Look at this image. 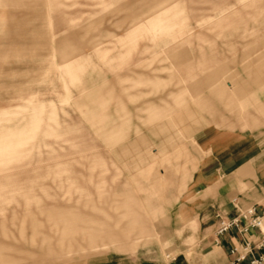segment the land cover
Wrapping results in <instances>:
<instances>
[{"label": "rangeland", "instance_id": "rangeland-1", "mask_svg": "<svg viewBox=\"0 0 264 264\" xmlns=\"http://www.w3.org/2000/svg\"><path fill=\"white\" fill-rule=\"evenodd\" d=\"M24 2L30 5L0 8V264L191 260L195 230L181 229L187 223L175 214L200 153L194 136L210 125L254 129L224 105L230 96L248 98L253 103L245 111L254 114L256 81L264 79V0H171L167 7L181 10L174 30H139L133 44L126 38L130 26L146 24L157 0ZM64 39L80 50L81 70L75 85L65 80L69 98L61 102L66 91L55 66ZM183 90L189 94L174 107ZM33 95L44 111L30 141L29 127L24 135L20 129L29 122ZM206 102L211 113L198 106ZM165 107L180 136L174 128L159 132L165 118L149 122V110ZM101 113L108 126L124 124L112 147L96 126ZM15 139L27 144L10 161ZM161 142L168 156L177 150L183 156L165 172L167 184L149 185L137 170ZM56 170L69 176L57 177ZM160 191L162 199H145Z\"/></svg>", "mask_w": 264, "mask_h": 264}, {"label": "crops", "instance_id": "crops-1", "mask_svg": "<svg viewBox=\"0 0 264 264\" xmlns=\"http://www.w3.org/2000/svg\"><path fill=\"white\" fill-rule=\"evenodd\" d=\"M152 6H149V14L151 18L146 24H132L127 32V39H130L131 44L134 43L133 38L137 31H166L171 32L176 27L175 18L181 14V10H177V5L167 7L171 0H157ZM1 2V1H0ZM26 4L24 0H16L11 2L6 0L0 4V8L7 6H22ZM4 11L0 10V33L3 32V18ZM132 23L135 20L131 21ZM132 40V41H131ZM95 53L101 54L105 57L108 50L100 52L97 49L98 43H87ZM36 45L40 46V41H36ZM79 49L75 48L70 40H62L58 45V57L60 63L55 67L57 70V78L62 83V88L66 91V97L59 101L66 102L69 98V91L65 80L67 79L70 85H75L79 81V71L81 70V63L79 57ZM18 55V51H15ZM55 55L52 57L54 58ZM255 86V106L253 107L254 114L245 111L253 102L246 99L231 100L227 105L229 110H236L240 121L246 120L245 125L252 130L241 129L228 130L226 128H219L215 125L207 126L195 134V142L199 150L197 158V165L188 175L187 191L182 199V205L177 207L176 217H181V223H187L183 230L194 228V236L196 242L194 246L191 260L183 257H176V260L168 261L167 264H249L253 258L264 256V79L256 81ZM189 94L183 90L174 97V107H178L184 103L183 96ZM217 94L218 98H223L224 94ZM36 95L31 99V115L29 122L21 127V134L28 130L30 141L34 139L37 134V129L40 126V115L44 111V104H35ZM201 109L206 113H211V106L209 103H204ZM50 118L54 116V107L50 105ZM103 112L105 108L101 107ZM150 111L151 119L149 122L157 121L162 118L167 120L160 125L159 132L167 128H174V134L179 135L175 127L178 125L169 114L172 109L165 107L164 109H152ZM216 114V113H215ZM189 115V114H188ZM217 115V114H216ZM191 117V114L189 115ZM106 116L101 113L96 126L103 136L106 145L113 146L123 138L121 128L122 125L108 124L105 122ZM243 126V123L240 124ZM239 126V127H240ZM26 134V133H25ZM135 134L138 131L135 129ZM19 135L18 128L15 129V136ZM27 143L18 142L15 139L13 144L15 155L19 149ZM133 145V144H132ZM10 151V150H9ZM153 151V150H152ZM164 143L161 142L158 150L155 153L146 151L148 164L146 168L137 170L144 182L148 181L151 184H167L165 179V172H172L176 167L171 165L183 156L178 150L171 156L167 155ZM95 163L101 167V174L106 172L105 163L102 158L96 156ZM6 161V160H5ZM111 166L117 170L116 165L111 162ZM154 167L158 170L153 171ZM164 167V170L162 169ZM178 171V170H177ZM175 170V173H177ZM69 176V170H56L54 175L61 177ZM149 177V179H148ZM151 177V178H150ZM187 177V175L185 176ZM170 182V181H169ZM103 182H100L102 184ZM160 194L154 195L150 193L146 195L145 199H162ZM254 207L256 215L261 219V226L259 229H251L246 234H240L235 230H231L222 236H215L214 231L217 225L216 216L221 215L226 218H233L238 209H246ZM155 210V209H154ZM159 210V208H158ZM156 212V211H155ZM192 227H189V226ZM180 228V227H178ZM191 232V231H190ZM246 247V248H245ZM38 254L32 252V257ZM243 258V259H239Z\"/></svg>", "mask_w": 264, "mask_h": 264}, {"label": "built area", "instance_id": "built-area-1", "mask_svg": "<svg viewBox=\"0 0 264 264\" xmlns=\"http://www.w3.org/2000/svg\"><path fill=\"white\" fill-rule=\"evenodd\" d=\"M216 218L217 225L214 234L217 237L231 230H235L240 234H246L249 230L259 229L261 226V219L256 215L254 207L238 209L236 215L230 219L221 215L216 216ZM239 259L243 258L239 257ZM249 264H264V256L253 258Z\"/></svg>", "mask_w": 264, "mask_h": 264}]
</instances>
